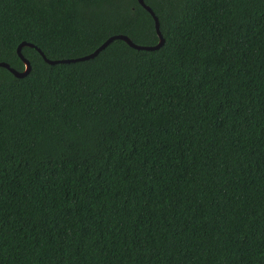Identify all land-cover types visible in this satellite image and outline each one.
Instances as JSON below:
<instances>
[{"label": "trees", "instance_id": "1", "mask_svg": "<svg viewBox=\"0 0 264 264\" xmlns=\"http://www.w3.org/2000/svg\"><path fill=\"white\" fill-rule=\"evenodd\" d=\"M164 44L0 67V264H264V0H144ZM114 35L139 0H0L24 72Z\"/></svg>", "mask_w": 264, "mask_h": 264}, {"label": "water", "instance_id": "2", "mask_svg": "<svg viewBox=\"0 0 264 264\" xmlns=\"http://www.w3.org/2000/svg\"><path fill=\"white\" fill-rule=\"evenodd\" d=\"M139 2L155 19L156 31H157V33H158V35L160 37V43L157 46H154V47L139 46V45H136L129 37H127L125 35H114V36L110 37L103 45H101L94 53L90 54L89 56L78 58V59H73V60L52 61V60H49L44 55V53L40 49L35 47L34 45L28 44V43H22L18 47L17 52H18L19 57L25 63L26 70L24 72H19V71L15 70V69L11 68L10 65L7 64V63H0V67H4V68L10 70V72L13 73L17 78H22V77L27 76V74L31 70V65H30V62L21 53L22 48L25 47V46H29L31 48L36 49L42 55L44 60L50 65H56V64H60V63L81 62V61H87V60L93 59V58L97 57L103 50H105L110 44H112L116 40H122V41L126 42L131 48L136 49V50H140V51H142V50H150V51L158 50L164 44V39H163L161 31H160L159 19L155 15L154 11L149 6H147L145 4L144 0H139Z\"/></svg>", "mask_w": 264, "mask_h": 264}]
</instances>
